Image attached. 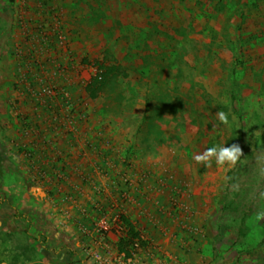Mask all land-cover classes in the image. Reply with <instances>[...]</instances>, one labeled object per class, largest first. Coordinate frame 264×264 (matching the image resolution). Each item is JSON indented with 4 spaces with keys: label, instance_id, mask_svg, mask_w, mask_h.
<instances>
[{
    "label": "rangeland",
    "instance_id": "rangeland-1",
    "mask_svg": "<svg viewBox=\"0 0 264 264\" xmlns=\"http://www.w3.org/2000/svg\"><path fill=\"white\" fill-rule=\"evenodd\" d=\"M206 4L0 0V264H264V14Z\"/></svg>",
    "mask_w": 264,
    "mask_h": 264
},
{
    "label": "trees",
    "instance_id": "trees-1",
    "mask_svg": "<svg viewBox=\"0 0 264 264\" xmlns=\"http://www.w3.org/2000/svg\"><path fill=\"white\" fill-rule=\"evenodd\" d=\"M259 1L260 0H206L207 6L205 8L200 7L198 9L201 10V11H199L200 15H203V13H205L210 18H212L214 16V14L210 15L209 13H212V12L218 13V11H221V12L223 11V13H225V14H223V13L222 14L227 15V17L221 16L222 18L225 17L228 19L229 17L231 18L232 16H234V18L237 19V25L240 27L241 25H243V23H245L249 19H254L255 15L257 13L256 11H259L262 14H264L262 12L261 7H260ZM45 2H47V1H45ZM199 3H200V0H199ZM198 9L196 10L193 7L191 9V8H187L184 6H181L179 8L180 12H182L183 14H187V15H188V12H192V13L198 12ZM195 13L192 15H190V13H189V16H188V17H191L190 19H191L192 23L194 22V18L196 17ZM182 32H184L186 34V32H188L187 28H185V30H183ZM238 36H240V34H238ZM230 42H231V40H230ZM236 43L237 42L234 41L231 45L234 44L236 46L237 45ZM101 69H102V67H101ZM108 73H110V72L101 71L99 76L97 78H95V80L93 82H91V85H89L87 87L88 91H90V94L93 98L97 96L98 86H100L102 83L104 84V82L107 78V75H109ZM102 78H104L103 81H102ZM99 82L101 83L100 85H99ZM123 222L125 224L126 229H128V230H127L126 234L121 237L119 244H120L122 250H125L128 254H131V245L135 244L134 243L135 239L140 236V231L137 230L136 225H134L131 222L129 217H123Z\"/></svg>",
    "mask_w": 264,
    "mask_h": 264
},
{
    "label": "clouds",
    "instance_id": "clouds-1",
    "mask_svg": "<svg viewBox=\"0 0 264 264\" xmlns=\"http://www.w3.org/2000/svg\"><path fill=\"white\" fill-rule=\"evenodd\" d=\"M219 118L225 124L227 123V116L224 112L218 113ZM242 150L238 145L231 147H213L207 149L204 153L194 157L197 163L205 167H211L213 159L218 166L227 164L234 165L240 159Z\"/></svg>",
    "mask_w": 264,
    "mask_h": 264
}]
</instances>
